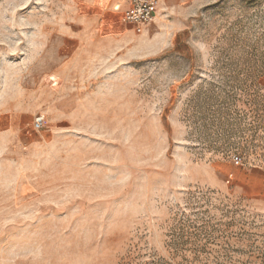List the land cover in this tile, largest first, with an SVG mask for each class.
Listing matches in <instances>:
<instances>
[{"label": "rangeland", "instance_id": "rangeland-1", "mask_svg": "<svg viewBox=\"0 0 264 264\" xmlns=\"http://www.w3.org/2000/svg\"><path fill=\"white\" fill-rule=\"evenodd\" d=\"M74 1L0 0V264H264V0Z\"/></svg>", "mask_w": 264, "mask_h": 264}, {"label": "crops", "instance_id": "crops-1", "mask_svg": "<svg viewBox=\"0 0 264 264\" xmlns=\"http://www.w3.org/2000/svg\"><path fill=\"white\" fill-rule=\"evenodd\" d=\"M97 1L98 0H75L74 3H69L70 5H74L73 10L75 11L80 8L86 9L87 7H92L93 11L90 13L88 18L85 15L81 16L84 24L78 29L75 27L76 30L74 34H71L68 31V28L72 27V25H67L66 23L63 25L62 32L65 34L66 39H75V43H77L76 38H78L80 35L79 29L81 32H84L83 29L85 28L87 19H90L92 28L96 29L97 31L100 27H102V25H109L120 30L123 29V25H128L129 28H127L126 34L133 32V30L135 31V29L130 24L124 23L120 19L121 10L129 6V0H109L110 6L107 9L102 8V5H99ZM164 1L165 0L160 1L158 10L154 17L155 21H158L160 18V10L162 9ZM116 5H119L120 9H116ZM192 9L190 8V10ZM116 38L104 37L101 40L104 41L106 39L108 40ZM234 182L237 191L240 192L251 205L255 206L261 211H264V167H261L260 165H253L250 168L247 167L245 169H238L235 172Z\"/></svg>", "mask_w": 264, "mask_h": 264}, {"label": "built area", "instance_id": "built-area-1", "mask_svg": "<svg viewBox=\"0 0 264 264\" xmlns=\"http://www.w3.org/2000/svg\"><path fill=\"white\" fill-rule=\"evenodd\" d=\"M128 7L121 10L120 19L122 22L130 24L136 32L141 33L154 19L161 0H129ZM120 9L119 5L115 6ZM45 115L38 113L33 120V128L40 130L44 127ZM235 164H242V156L235 155ZM232 174L228 181H230Z\"/></svg>", "mask_w": 264, "mask_h": 264}]
</instances>
